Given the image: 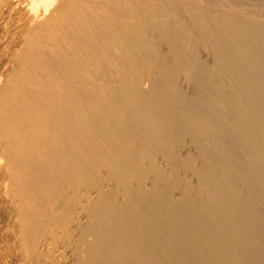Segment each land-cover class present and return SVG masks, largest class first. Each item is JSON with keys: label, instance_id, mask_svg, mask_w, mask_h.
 <instances>
[{"label": "bare ground", "instance_id": "1", "mask_svg": "<svg viewBox=\"0 0 264 264\" xmlns=\"http://www.w3.org/2000/svg\"><path fill=\"white\" fill-rule=\"evenodd\" d=\"M249 4L0 0V264H264Z\"/></svg>", "mask_w": 264, "mask_h": 264}, {"label": "rangeland", "instance_id": "2", "mask_svg": "<svg viewBox=\"0 0 264 264\" xmlns=\"http://www.w3.org/2000/svg\"><path fill=\"white\" fill-rule=\"evenodd\" d=\"M243 1H246V3H250L251 2V4H249V5H252V4H254V1H255V4L253 5V6H256L258 9H260L261 7L263 8L264 7V3L262 4V2H264V1H261V6H259L260 4H258V3H260V0H259V2H257L258 0H252V1H248V0H243ZM253 2V3H252Z\"/></svg>", "mask_w": 264, "mask_h": 264}]
</instances>
